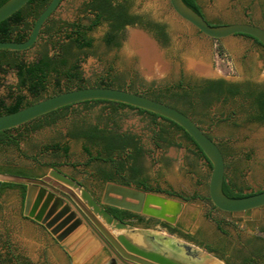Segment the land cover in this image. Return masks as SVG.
Returning a JSON list of instances; mask_svg holds the SVG:
<instances>
[{
	"label": "rangeland",
	"instance_id": "374dc122",
	"mask_svg": "<svg viewBox=\"0 0 264 264\" xmlns=\"http://www.w3.org/2000/svg\"><path fill=\"white\" fill-rule=\"evenodd\" d=\"M86 1L88 0H62L51 19L88 25L92 15L83 9ZM197 3L205 18L215 24L251 23L264 28V0H197ZM131 9L136 15L165 24L169 41L161 46L152 41L150 35L143 33V28L129 26L118 37L117 47L107 46L104 37L108 25L101 22L86 32V36L92 40V46L75 51L78 69L89 84L100 78L116 79L115 83L121 84L125 89L144 93L150 84L164 87L180 80L186 83L202 78H222L228 81L249 80L264 88V48L253 39L240 35L223 40L209 39L178 19L168 0H132ZM132 33L148 41L157 53L155 59L151 57L145 64L141 48L130 44ZM42 38L45 37L40 35L37 43L21 54L23 60L31 61L36 57ZM57 39L60 37H54L53 41ZM218 44L223 49L220 56L217 54ZM47 49L50 54L54 52V47L50 44ZM210 49L215 54L206 66L203 55ZM199 61L204 63L205 68L201 72L188 67V63L195 67ZM158 65L163 66L162 73L158 71ZM65 84L66 81L60 79V90L64 91ZM53 87L54 81H50L47 86L48 94H52ZM16 94L23 95L26 100L31 99L26 90L17 88V78L13 70L1 72L0 99L9 104L11 97ZM247 108V102L241 100L219 99L204 109L195 120L203 132L225 152L226 178L245 192H255L264 190V123L248 120ZM107 110L105 105H96L89 109L82 105L73 106L64 118L23 134L17 148H4L0 152V165L9 163L27 177L47 173L49 166L55 165L60 173L74 178L82 188L99 196L96 174L99 164L94 162L86 165L87 156L82 149L83 142L64 135L73 120L95 121ZM116 119L121 130L139 137L144 150L141 162L143 172L152 186L161 192L170 190L182 197L197 196L195 200L185 202L161 193L182 201L183 208L175 228L182 235L217 240L224 237L216 227L218 224L228 232L232 241L235 240L237 231L244 239L247 231L252 230L254 225L264 226V207L229 214L212 210L208 202L200 200L208 195L210 168L203 158L194 154L195 148L191 142L176 135L177 146L156 147L150 139L151 127L146 115L125 109ZM25 129L28 128H20L19 132H24ZM52 142L65 143L68 146L67 158L54 156L50 150L44 151L43 146ZM94 152L92 149L93 154ZM1 181L16 183L2 175ZM21 214L22 196L18 190L4 189L0 193V264H13L14 260H9L11 256L18 257L27 264H69L60 250L51 245L49 234L24 219ZM150 230L160 232L157 226ZM90 239L92 238L77 245L62 244L68 247L71 255H77V258L82 246ZM99 249L98 244L92 245L88 257Z\"/></svg>",
	"mask_w": 264,
	"mask_h": 264
},
{
	"label": "trees",
	"instance_id": "16d2710c",
	"mask_svg": "<svg viewBox=\"0 0 264 264\" xmlns=\"http://www.w3.org/2000/svg\"><path fill=\"white\" fill-rule=\"evenodd\" d=\"M6 1L8 0H0V5ZM49 1L29 0L19 11L1 22L0 41H25L30 34L34 21L48 5ZM181 1L186 7L203 17L197 0ZM83 9L93 16L86 26L56 21L51 19L52 16L48 18L39 33V36L42 35L45 38L40 40L42 43L39 45L36 57L31 61L22 59L21 54L24 51L0 50V73L5 72L7 69L13 70L17 78V88L19 90H26L31 97L30 100H26L23 95L16 94L11 97L12 100L9 104H5L0 99V114L14 112L44 97L62 92L60 90V79L66 81L64 90L86 86L125 89L121 84L115 83L117 82L116 79L107 80L100 78L94 83L89 84L82 78L81 72L78 69L75 51L88 49L92 46V40L86 36V32L103 21L108 22L110 27V31L104 37V42L107 46L119 45L115 32L122 31L126 25L139 26L151 32L163 45L167 43L162 26L140 15H134V17L128 15L126 6L123 4L113 7L108 0H88L83 4ZM217 25L220 24L212 26ZM56 36H59L60 39L53 41V38ZM49 44L54 47L52 54L47 49V45ZM222 53L223 49L218 44V56L222 55ZM50 81H54L52 94L47 93V86ZM126 90L171 106L189 116L197 125L198 122L195 120V117L200 116L204 109H207L213 102L219 99L223 101L241 100L247 102L248 108L246 113L248 120L264 123V90H256L249 84L228 82L220 78L217 80H207L201 87L186 85L180 80L171 86L164 87H154L153 84H150L144 93L129 88ZM76 105H82L88 109L96 105H105L106 109H108L104 115H99L95 121L84 119L73 120L64 135L66 138L81 140L83 142L82 149L87 156L86 165L94 162L98 163L99 167L96 169V174L98 178L104 181L124 186H128L129 184L134 185V182L138 185L144 183L141 164L144 150L140 139L134 133L121 130V127L117 123L116 117L125 109L135 110L138 114L148 117L151 127L150 139L156 147L177 146L175 136L181 135L182 138L192 143L195 148L194 154L199 158H203L208 163L203 153L194 144L188 134L174 122L143 109L105 100L85 101L54 110L44 115L42 119L31 121L32 127L25 129L24 132H19V129L25 128L29 122L16 128L4 130L0 132V152L8 147L17 148L23 134L55 123L64 118L67 115V111ZM44 149V151L50 149L52 154L57 157L67 158L68 156V146L65 143L57 142ZM92 149L95 150L94 154L92 153ZM221 151L225 159L226 154L223 150ZM208 165L210 168L209 163ZM54 166L50 165L49 167L53 168ZM0 174L7 176L25 175L22 171L9 165V163L0 165ZM18 186L12 182L2 181L0 182V193L4 189H12ZM222 192L230 198H243L261 191L245 192L224 175ZM164 193L168 196H175L185 202L193 201L197 198L195 195L182 197L170 190ZM200 200L208 202L212 210H217L211 204L208 195ZM114 211L120 214L114 213L119 220L134 218V213L119 209H114ZM186 236L187 238L190 237ZM209 252L218 254V252L210 249ZM217 256L220 255L218 254Z\"/></svg>",
	"mask_w": 264,
	"mask_h": 264
},
{
	"label": "water",
	"instance_id": "95a60500",
	"mask_svg": "<svg viewBox=\"0 0 264 264\" xmlns=\"http://www.w3.org/2000/svg\"><path fill=\"white\" fill-rule=\"evenodd\" d=\"M61 1H49L34 21L25 41H0V50L26 51L32 48L39 38L42 26L53 15ZM28 2L29 0H8L0 5V23L19 11ZM168 3L178 19L188 23L209 39L223 40L230 36L241 35L252 38L264 48V28L258 25L231 23L212 26L203 17L186 7L181 0H168ZM142 32L150 35L144 29ZM152 41L156 42L153 38ZM91 100L113 101L143 109L180 126L211 166L207 193L211 204L217 210L225 213H242L264 207V190L243 198H230L222 192L225 174L223 155L216 142L209 138L189 116L171 106L126 89L86 86L64 90L14 112L0 114V132L19 127L62 107ZM2 177L27 185L22 215L42 225L57 243H63L78 229L83 228V221L102 243H105L107 247H109L107 243H111L124 259L132 263L205 264L206 261L216 260L224 264L211 254L175 236L141 230L117 220L98 204L86 189L56 170H49L47 177L49 182L55 180L62 184L59 186L60 191L52 188L49 183L26 177L7 175ZM38 185L41 187L38 188ZM44 188L49 191L47 192ZM76 191L78 195L74 193ZM62 200H66L68 204L61 206ZM100 203L119 210L140 213L164 221L171 226L176 223L183 208L182 201L176 198L156 193H144L132 187L115 183L105 184ZM88 209H91V212ZM107 228H110L111 231L109 232ZM130 235H140L141 240L135 242L129 238ZM92 240L96 241L94 238ZM134 243H151L152 250L146 252ZM91 248L92 246L85 247L80 251L79 257L74 256L73 264H81L90 253ZM124 259L119 258L122 264H128Z\"/></svg>",
	"mask_w": 264,
	"mask_h": 264
},
{
	"label": "flooded vegetation",
	"instance_id": "af4514ba",
	"mask_svg": "<svg viewBox=\"0 0 264 264\" xmlns=\"http://www.w3.org/2000/svg\"><path fill=\"white\" fill-rule=\"evenodd\" d=\"M108 1L110 2L111 6H113V7H116L117 5H122L123 4V5L126 6V12H127L128 15H130L132 17H134V15H136V14H134V11L131 9L132 0H108ZM203 18L209 24H212V25L215 24V23L209 21L207 18H205L204 15H203ZM103 22H106V21H103ZM152 22L162 26L163 31H164V33L166 35V41L168 42L169 41V33L167 31L166 25L161 23V22H156V21H152ZM106 23L108 25V31L105 33V36L110 31L109 23L108 22H106ZM129 26L130 25H126L123 28V30L126 27H129ZM132 26H134V25H132ZM122 31L120 30V31L115 32V34L117 36V40H118V37L120 36V34L122 33ZM149 33H151V32H149ZM150 35L158 44H160L161 46L163 45L160 41L157 40V38L152 33ZM245 37H247V36H245ZM214 54H215V52L212 49L206 50V52H204L203 61H204L206 66L211 62V60H213ZM218 79H220V78H218ZM207 80H217V79L202 78V79H197V80H195L193 82L189 81V82H186L184 84H186V85H196L198 87H201V86H203L206 83ZM225 81H228V80H225ZM228 82L249 84L252 88H254L256 90H264V88L261 85H259L257 83H254V82H251L249 80L228 81ZM154 87H158V86L154 85ZM43 117L44 116H41V117L36 118V119H42ZM32 121H36V120L34 119ZM32 125L33 124L30 121L29 124H27V126H25V128L26 127L27 128H31ZM206 135H208V134H206ZM54 143L52 142L49 145H44L43 148L51 146ZM216 144H217V146L219 147V149L221 151L222 148L220 147V145L218 143H216ZM51 169L58 171L55 168V166L53 168L49 167V170H51ZM0 175L6 176L4 174H0ZM142 175H143L142 179L144 180V183H141V185H138L136 182H134V185L133 184H129L127 187H132L134 189L143 191L144 193H156V194L163 193V194H165L164 192H161V191L157 190L154 186H152L150 184L149 178L144 174V172H143ZM20 177H26V178L34 179V180H37V181H40V182H43V183H46V184L49 183V185L52 188L58 189V191H60V187L59 186H62L61 183H59V182H57L55 180H52L51 182H49V179L47 177V173L31 175V177H27L25 175L20 176ZM68 178L74 180L75 182H77L79 184L80 187H82L81 184L78 181H76L74 178H72V177H68ZM98 182H99V192H100L99 196H96V194L94 192H91L89 190H87V191L90 193L92 198L98 204H100L111 216H113L114 218L117 219V217L114 215V213L117 214V215H120V214L118 212L114 211V209H116V208L108 206V205H102L100 203L105 184L106 183H114V182L104 181L101 178H98ZM15 184L19 185L18 187H16V189L18 190V193L22 196V211H23V204H24V198H25V195H26L27 185L26 184H22V183H15ZM115 184H117V183H115ZM122 186H124V185H122ZM40 187L41 186L38 185V188H40ZM44 189H46V188H44ZM46 191L48 192L49 190L46 189ZM74 193L76 195H78L77 191L74 192ZM54 196H57V194H54ZM82 203L85 204V202H82ZM66 204H68L67 201L66 200H62V205L61 206L66 205ZM71 210H73L72 207H71ZM88 210L91 212V209H88ZM22 217L24 219H26V220H29L31 223H34V224L38 225L45 232H47L43 228L42 225H40L39 223L35 222L33 219L25 217L23 215H22ZM117 220H119V219H117ZM119 221H122V222H124V223H126V224H128L130 226L134 225V228H138V229H141V230L152 231L150 229H152L153 227L157 226V229L160 232H156V233H158L160 235L175 236V237H177L179 239H182L185 242H188V243L192 244L194 247H196L198 249H201V250H204L208 254H211L212 256L216 257L220 261L224 262V264H264V229H262V228H260V229L257 228L258 229L257 230L258 233H253V235L251 237H249V238H247L245 240H242L241 236L238 234L236 236L235 240L230 241L231 237H229L228 232L223 230V229L220 230V233L222 234V236H224L223 238H218L217 240L216 239L215 240H209V239L200 238L198 236L197 237H189V238H187L186 235H182L180 232L177 231V229H175L176 228V224H178V222H176L174 225L171 226V225H169L168 223H166L164 221L157 220V219L152 218V217L144 216V215H142L140 213H134V218L133 219L126 218V219L119 220ZM82 224H83V229H84L85 233L86 234L88 233L96 241L99 242V243H87L86 247L92 246L94 244H98L100 246V249L95 254L91 255L90 257H88V255H87L83 259L81 264H122L120 262L119 258L120 259L121 258L124 259V258L122 257L120 252L111 243H107L108 246H109V247H107L105 245V243H102L96 237V235L90 230V228L83 221H82ZM107 229H108L109 232L111 231L110 228H107ZM50 240H51V245L52 246H56L60 250L61 254L65 257V259H67V262L69 264H73L72 262H73L74 255H71L69 253L68 247H64V245L62 243H57L52 236H50ZM235 243H238V244L236 245ZM134 244L138 248L143 249L146 252H149L150 250H152L151 243H134ZM84 248L85 247H83L80 251H82ZM209 249L218 252V254L220 256H217L218 254H216L214 252H209ZM9 260L11 262L14 260L13 264H27L26 262L22 261L18 257H14V256L9 257ZM124 261L126 263H128V264H137L135 262L132 263V262L126 260V259H124Z\"/></svg>",
	"mask_w": 264,
	"mask_h": 264
},
{
	"label": "bare ground",
	"instance_id": "6f19581e",
	"mask_svg": "<svg viewBox=\"0 0 264 264\" xmlns=\"http://www.w3.org/2000/svg\"><path fill=\"white\" fill-rule=\"evenodd\" d=\"M130 44L132 46H135V47L138 46L137 48H141L140 52H141L143 58H145V64L148 63V60H150L151 57L156 58V56H157L156 51H154V49H152L153 47H151V45L148 43V41L145 40L143 37L139 36L138 34L137 35L135 33L131 34ZM150 55H152V56H150ZM188 67L192 68L193 70H196V72H201L202 70L205 69L204 63L201 61H199L197 63V65H195V67L192 64L188 63ZM157 69L160 73H162L164 71L163 66H160V65H158ZM129 238L135 242H139L141 240L140 235H130ZM205 264H221V263H219L216 260H211V261H206Z\"/></svg>",
	"mask_w": 264,
	"mask_h": 264
},
{
	"label": "crops",
	"instance_id": "0c3cea01",
	"mask_svg": "<svg viewBox=\"0 0 264 264\" xmlns=\"http://www.w3.org/2000/svg\"><path fill=\"white\" fill-rule=\"evenodd\" d=\"M259 209V208H258ZM251 220V219H250ZM219 226V227H218ZM217 229L219 230V232H220V230H222L223 228H221V226L220 225H218L217 224ZM254 228L252 229V230H249V231H247V236L244 238V239H242V240H245V239H247V238H249V237H251L252 235H253V233H258L257 232V228H262V229H264V226L263 225H261V224H259V225H254L253 226ZM224 230V229H223ZM226 231V230H225ZM237 234H236V236L239 234V232L237 231L236 232ZM240 235V234H239ZM241 236V235H240ZM93 238L91 235H89L88 233L86 234L85 233V231H84V229L83 228H81V229H78L72 236H70L69 238H67L63 243H76V245L77 244H80V243H84V241L86 240V239H89V238ZM235 239H236V237H235ZM87 243H99L98 241H93L92 239H90ZM236 245L238 244V243H235ZM87 245V244H86ZM86 245H83L82 246V248L83 247H86Z\"/></svg>",
	"mask_w": 264,
	"mask_h": 264
},
{
	"label": "built area",
	"instance_id": "2783aa9c",
	"mask_svg": "<svg viewBox=\"0 0 264 264\" xmlns=\"http://www.w3.org/2000/svg\"><path fill=\"white\" fill-rule=\"evenodd\" d=\"M0 182H2V181H1V175H0Z\"/></svg>",
	"mask_w": 264,
	"mask_h": 264
}]
</instances>
